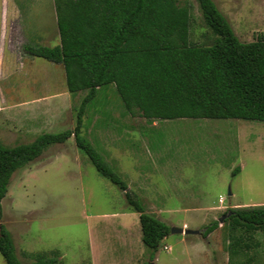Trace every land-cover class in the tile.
<instances>
[{
	"label": "rangeland",
	"instance_id": "obj_1",
	"mask_svg": "<svg viewBox=\"0 0 264 264\" xmlns=\"http://www.w3.org/2000/svg\"><path fill=\"white\" fill-rule=\"evenodd\" d=\"M190 1L189 38L210 44L214 35L196 1ZM213 1L241 41L264 34V0ZM5 9L18 12L11 16L21 29L13 42L18 57L14 56L0 82L1 97L58 94L54 99L46 97L47 108H36L37 132L23 141L43 132L73 129L86 91H67L61 63L23 56L24 46L57 44L51 1L0 0V22ZM80 132L127 183L145 211L170 228L186 221L191 229L201 230L219 222L207 237L208 244L198 233L192 235L198 238L192 244L184 234L169 232L152 264H233L238 260L264 264V231L254 233L252 240L259 245L230 257L227 228L220 226L228 208L264 204V122L210 117L146 120L125 110L110 83L87 103ZM2 142L12 143L9 138ZM235 168L238 171L233 173ZM1 206V222L23 264L32 260L31 253L51 249L58 250L59 264H138L148 259L150 250L141 240L138 213L129 208L124 192L77 148L72 135L19 167ZM126 226L132 228L129 233ZM0 264H6L1 255Z\"/></svg>",
	"mask_w": 264,
	"mask_h": 264
},
{
	"label": "trees",
	"instance_id": "obj_2",
	"mask_svg": "<svg viewBox=\"0 0 264 264\" xmlns=\"http://www.w3.org/2000/svg\"><path fill=\"white\" fill-rule=\"evenodd\" d=\"M195 1L214 35L210 44L189 38L190 0H53L59 43L24 49L61 63L67 91L86 94L73 129L43 132L11 146L0 140V255L6 264H23L1 222V199L12 174L71 135L95 169L124 192L129 208L138 213L141 240L150 250L148 259L138 264H152L161 240L170 232L164 221L145 211L127 183L80 132L84 108L107 84L114 85L128 113L137 112L150 121L210 117L264 122V34L241 41L213 0ZM227 212L220 226L227 228L230 257L259 245L252 239L256 231H264V204ZM218 226L215 220L199 234L205 237ZM31 255L25 264H59L56 249Z\"/></svg>",
	"mask_w": 264,
	"mask_h": 264
},
{
	"label": "crops",
	"instance_id": "obj_3",
	"mask_svg": "<svg viewBox=\"0 0 264 264\" xmlns=\"http://www.w3.org/2000/svg\"><path fill=\"white\" fill-rule=\"evenodd\" d=\"M51 1V12L54 14L55 18V29H54V35L58 36V42L59 43V35H58V29L56 24V14H55V8H54V2ZM9 10L5 9L1 12V22H0V82L3 77V75L8 71L10 68V65L12 63V60L14 56L17 53L15 50L16 45L13 44L15 40V32L16 30H20V24L15 22L16 18L12 17L11 15H17L18 12L11 13ZM52 46V45H49ZM27 52V51H26ZM7 55V56H6ZM32 56L28 52L25 54L23 53V56ZM17 56V55H16ZM18 57V56H17ZM22 57V59L24 58ZM54 63V62H52ZM55 64V63H54ZM14 89V88H13ZM11 89V91H13ZM63 93H66L65 91ZM58 94H52L47 96H38V97H32L31 99H25L20 97H6L2 95L1 97V83H0V140L3 141V138H9L12 143H8L9 146L17 144V143H27L23 140H25V137L32 134L31 136H34L36 134V108L40 106H44L47 108L49 102H47V98L54 99L55 96ZM50 96V97H48ZM52 103H50L51 105ZM34 138V137H31ZM32 140V139H30ZM5 144V143H4ZM7 145V144H5ZM221 200V198H220ZM219 200V203H220ZM222 201V200H221ZM219 207V206H218ZM193 209H197L193 208ZM181 228H190L188 223L184 221L182 223ZM131 226H126V231H130ZM200 231V230H199ZM185 236V241L189 239V241L197 242L198 238L194 235V233H181ZM212 234V231L205 237H202L199 233L198 235L201 236L205 240V242L208 244L209 240L207 241V237H209ZM140 237V235H139ZM129 237H126V240H128ZM141 241V240H140ZM193 244V243H192ZM196 244H194L195 246ZM193 246V247H194ZM169 247V246H168ZM244 253V252H242ZM240 254V253H239ZM240 261V260H238Z\"/></svg>",
	"mask_w": 264,
	"mask_h": 264
},
{
	"label": "water",
	"instance_id": "obj_4",
	"mask_svg": "<svg viewBox=\"0 0 264 264\" xmlns=\"http://www.w3.org/2000/svg\"><path fill=\"white\" fill-rule=\"evenodd\" d=\"M230 212H227V214L225 215H228ZM170 232L171 233H185V234H188V233H194V234H197L199 233V230L197 229H191V228H181V227H177V226H172L170 228Z\"/></svg>",
	"mask_w": 264,
	"mask_h": 264
},
{
	"label": "built area",
	"instance_id": "obj_5",
	"mask_svg": "<svg viewBox=\"0 0 264 264\" xmlns=\"http://www.w3.org/2000/svg\"><path fill=\"white\" fill-rule=\"evenodd\" d=\"M164 247H168V246H164Z\"/></svg>",
	"mask_w": 264,
	"mask_h": 264
}]
</instances>
